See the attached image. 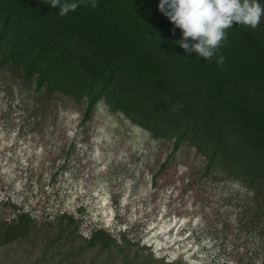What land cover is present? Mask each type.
Wrapping results in <instances>:
<instances>
[{
  "label": "rangeland",
  "instance_id": "obj_1",
  "mask_svg": "<svg viewBox=\"0 0 264 264\" xmlns=\"http://www.w3.org/2000/svg\"><path fill=\"white\" fill-rule=\"evenodd\" d=\"M14 86L0 74V226L28 213L34 227L0 264H264V214L195 148L103 102L89 118L61 95L33 112ZM95 229L117 248L91 247Z\"/></svg>",
  "mask_w": 264,
  "mask_h": 264
},
{
  "label": "trees",
  "instance_id": "obj_2",
  "mask_svg": "<svg viewBox=\"0 0 264 264\" xmlns=\"http://www.w3.org/2000/svg\"><path fill=\"white\" fill-rule=\"evenodd\" d=\"M49 3L0 0V74L22 101L45 111L61 95L83 105L87 118L103 102L155 139L195 148L206 173L250 192L252 215L260 218L264 17L255 29L234 24L227 30L218 52L225 61L218 65L215 57L206 61L179 47L182 31L159 11L160 0H96V8L85 0L64 16ZM33 223L28 213L3 223L0 247L28 237ZM88 242L100 253L117 248L105 229L93 230Z\"/></svg>",
  "mask_w": 264,
  "mask_h": 264
},
{
  "label": "clouds",
  "instance_id": "obj_3",
  "mask_svg": "<svg viewBox=\"0 0 264 264\" xmlns=\"http://www.w3.org/2000/svg\"><path fill=\"white\" fill-rule=\"evenodd\" d=\"M84 2L50 0L49 4L59 6V15L64 16L76 11ZM89 3L92 8L97 7L96 0H89ZM158 7L175 28L182 31V38L176 41L179 47L206 61L215 57L218 65L225 61L218 52L227 39V30L234 24L255 29L264 17V6L259 0H160Z\"/></svg>",
  "mask_w": 264,
  "mask_h": 264
}]
</instances>
